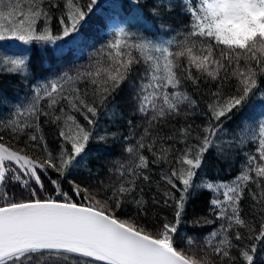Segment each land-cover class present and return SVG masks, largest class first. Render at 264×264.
Returning a JSON list of instances; mask_svg holds the SVG:
<instances>
[{
  "label": "snow or ice",
  "instance_id": "1",
  "mask_svg": "<svg viewBox=\"0 0 264 264\" xmlns=\"http://www.w3.org/2000/svg\"><path fill=\"white\" fill-rule=\"evenodd\" d=\"M99 2L64 0L54 34L58 0H0V49L22 42L41 49L54 45L59 56L79 55L85 44L81 28L94 8L111 30V38L92 53L95 59L43 80L33 77L27 50L24 55L0 50V75L33 80L26 99L15 105L0 93V107L11 105L9 118H0V132L17 142L26 137L22 148L0 142V264H264V0H151V20L141 10L148 0H128L127 15L122 2L97 8ZM104 6L111 11L104 13ZM178 7L188 19L174 27ZM171 33L170 39H156ZM125 81L147 125L144 135L126 147L125 162H115V180L105 184L97 176L95 186H82L74 176L96 175L86 152L89 141L107 144L116 138L107 129L97 132V124L101 110L113 124L124 118L114 94ZM185 84L198 92L202 84L207 88L204 110L183 90ZM246 107H255L256 114L225 128ZM192 115L204 123L159 127ZM41 117L58 128L55 153ZM146 137H151L147 143ZM250 143L256 147L241 151V170L233 180L213 182L203 172L195 179L210 149L228 161ZM150 165L165 166L158 180ZM45 180L55 195H42ZM9 184L28 198L19 199ZM205 189L213 194L209 211L215 220H194L192 226L220 223L200 238L181 225L189 200ZM245 190L253 201L247 219L241 207ZM160 207L171 209V220L149 215L150 208Z\"/></svg>",
  "mask_w": 264,
  "mask_h": 264
},
{
  "label": "trees",
  "instance_id": "2",
  "mask_svg": "<svg viewBox=\"0 0 264 264\" xmlns=\"http://www.w3.org/2000/svg\"><path fill=\"white\" fill-rule=\"evenodd\" d=\"M112 2H122L123 7L126 10H131L132 8L128 3V0H107ZM61 7L60 9L53 10V20H52V28L53 32H59V24L57 17L61 14L63 10L64 0H58ZM87 0H81V4H86ZM116 3V2H115ZM151 6V0H148L146 5H141V10L147 20H151L152 17L149 14V7ZM110 9V8H109ZM179 7L177 8V12L173 14V26H177L183 22H186L188 17H181L179 14ZM87 22V21H86ZM91 28H85L84 32L82 30L83 36L89 35L84 44L83 51L79 55H74L71 51L64 55H57L56 47L54 45H46L41 49V47L37 44H33L31 46L26 45L29 52V63L31 67V71L33 77L36 80H43L47 77H51L57 75L59 73L73 70L74 68L80 67L82 65H86L90 62V57L95 59L96 57L92 56V53L95 52L97 48H100L103 44H105L110 38V27L108 28V35L105 34L103 40L99 39L97 30ZM175 35V33H171L167 36L157 37V40H167L170 39L171 36ZM180 39V37H176ZM91 40V41H90ZM3 51L9 55H16L17 52L11 50L10 48H3ZM22 54H25L24 51H20ZM24 52V53H23ZM135 54V53H134ZM193 74L196 75L195 70H193ZM33 84V80H28L26 82H21V79L16 74H3L0 75V93H3L4 96L8 97L11 101V105H15L20 101H24L26 99V94L30 93V86ZM203 92L194 91L193 87L189 84L184 85V89L188 91L193 99H196L200 110H204V100L202 96L207 92V88L202 84ZM260 87L264 88V77L260 79ZM115 95V103L118 104V110L123 113V119H119L115 124L111 123L108 119L105 118L103 110L100 112V119L97 124V132L103 133L105 129L109 133H116V138H109L107 144H98L93 141H89L88 146L86 148V152H90V166L92 167L94 173L96 174L94 177H87L85 173H80L73 177L77 183H80L82 186H95L97 184L96 177L100 181H104L105 184L109 183L110 180H115V168L114 164L116 161L121 163L125 162L128 159V153L125 151L126 147L131 145H135L136 142L140 139L142 135H144V128L147 126L144 119L140 116L139 113L136 112L135 102L133 97L135 95L134 91L129 88L128 82L125 81L124 84L121 85L118 92ZM260 102H257L259 105ZM11 105L0 107V118L8 119L10 116ZM111 107V105H109ZM182 111H188V109H182ZM194 111V110H193ZM256 114L255 107L250 108L246 107L242 112L234 115L231 121H228L225 124V128L232 130L235 128L237 124L240 123L241 119L244 117L252 118ZM77 115V119L81 124H84L87 127L86 121L79 115ZM45 118L41 117V127L43 129V133L47 140L49 149L54 153L58 149V128L55 125L45 124ZM131 120L132 125L129 126L127 121ZM193 124V127L196 125H201L204 123L203 118L198 115H192L187 120L183 117H177L168 121L167 124H161L159 127L168 131L170 126H174L175 128H179L181 126H185L186 124ZM153 135H155V129L152 130ZM0 135L4 136V140L0 141L9 146H14L16 148L24 147L23 141L26 137H21L20 141L17 142L12 138V135L7 132H0ZM93 135H96L94 132ZM125 137H131L129 140H125ZM151 137H146L145 142H149ZM177 147H181V145L177 144ZM256 146L253 144H248L247 149H240L235 151V155L231 157L230 160L225 161L218 159L215 152L210 149L203 161L202 169L197 171L196 180L199 181L201 178V173H205L207 179L213 182L223 181L229 182L233 180L240 173V165L244 159V157L240 154L241 151L253 150ZM29 154L39 155V153H33L29 150ZM143 154L148 156L150 161L152 159L151 154L147 149L143 150ZM151 166V174L153 179H159V173L161 167H165L164 165H150ZM112 170L111 172L109 170ZM53 178H55V174L51 173ZM45 185L47 191L43 192V196L55 195L53 192L52 186L47 183L45 180ZM252 189L256 191L255 185H251ZM9 188L12 192H15L19 199H27V193L22 191L21 188L17 185L9 184ZM64 191H67L71 194V188L67 183L63 184ZM91 190V189H90ZM177 195H179L177 193ZM212 192L210 190H202L194 199H190L189 203L186 207L185 214V224H182L181 227L184 229L188 235H194L202 238L204 235L209 233L213 228L218 227L219 221L216 224L204 225L201 228H194L192 226V221L194 220H215V216L212 215L209 211L210 209V200L212 199ZM147 198V197H146ZM73 199L78 203L83 202L82 198H77L73 196ZM253 201L247 195V190H245V199L241 201V207L243 208L242 215L247 219L251 216V205ZM128 212L131 213V207L128 208ZM153 213L157 214L159 217H168L169 220L172 219V211L170 208H150L149 215ZM118 216L122 218H127L123 212H118ZM146 222V221H145ZM243 231V230H242ZM244 235L247 236L248 233L244 232ZM246 243H250V241H245ZM235 254V252H234Z\"/></svg>",
  "mask_w": 264,
  "mask_h": 264
},
{
  "label": "bare ground",
  "instance_id": "3",
  "mask_svg": "<svg viewBox=\"0 0 264 264\" xmlns=\"http://www.w3.org/2000/svg\"><path fill=\"white\" fill-rule=\"evenodd\" d=\"M115 2L120 3L117 1H115ZM115 2L107 1V0H100V2L97 5V8H101L102 5L115 4ZM122 7H123V5H122ZM102 11L104 13H108L111 11V9H109L107 6H104V7H102ZM123 11H124L125 15H127L128 13L131 12V10H126L124 7H123ZM85 23L87 24V27L81 28V34L82 35H83L82 30L84 32L85 28H91L92 26L94 27L93 28L94 30H97L99 39L103 40V37H105V34L108 35L109 26L106 24L104 17L102 15L96 13L95 8L93 9V14L90 15L88 21ZM88 36H89L88 34L84 36L85 40ZM6 48H10L11 50H14L15 52H17L16 55H24L20 51H24V52L26 50L28 51L26 45H23L22 42H16V44L14 46H6ZM0 50L3 51V49H0Z\"/></svg>",
  "mask_w": 264,
  "mask_h": 264
}]
</instances>
